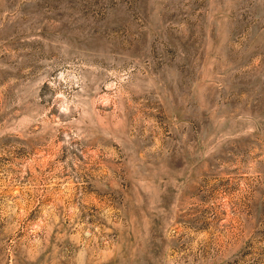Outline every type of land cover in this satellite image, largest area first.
Masks as SVG:
<instances>
[{"label": "rangeland", "instance_id": "374dc122", "mask_svg": "<svg viewBox=\"0 0 264 264\" xmlns=\"http://www.w3.org/2000/svg\"><path fill=\"white\" fill-rule=\"evenodd\" d=\"M0 264H264V0H0Z\"/></svg>", "mask_w": 264, "mask_h": 264}]
</instances>
